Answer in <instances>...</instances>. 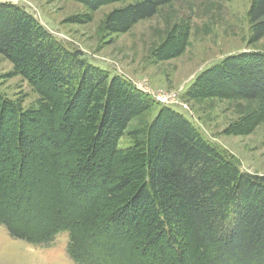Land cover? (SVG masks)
<instances>
[{"label":"rangeland","instance_id":"obj_1","mask_svg":"<svg viewBox=\"0 0 264 264\" xmlns=\"http://www.w3.org/2000/svg\"><path fill=\"white\" fill-rule=\"evenodd\" d=\"M253 1L171 0L153 16L123 25L117 13L133 0H0L32 12L66 48L81 50L89 63L122 76L153 100L117 134L105 126L98 133L96 116L100 124L111 122L104 109L108 91L100 88L85 105L80 100L72 105L74 87L64 93L53 84L46 95L38 70L19 71L0 52V91L15 102L9 105L0 95V177L20 218L12 226L27 233L44 228L54 206L63 205L59 191L71 206L87 207L95 218L87 224L85 245L101 264H168L158 248L114 235L111 216L134 205L144 176L116 148L124 151L146 140L148 124L162 104L183 113L242 170L264 176V102L244 93L246 83L264 78V35L254 39ZM232 58L238 59L234 65ZM114 91L110 107L125 99V91ZM70 204L67 214L77 215ZM133 208L127 222H144L141 208ZM188 233L177 232L184 240ZM68 242L67 230L38 245L12 236L0 224V264H77L67 252ZM183 242L180 249L192 261L196 252Z\"/></svg>","mask_w":264,"mask_h":264},{"label":"trees","instance_id":"obj_2","mask_svg":"<svg viewBox=\"0 0 264 264\" xmlns=\"http://www.w3.org/2000/svg\"><path fill=\"white\" fill-rule=\"evenodd\" d=\"M169 1L133 0L117 13L116 21L124 25L151 17ZM249 15L254 39L258 40L264 35V0H254ZM0 52L19 71L38 70L46 95H50L53 84L64 93L74 87L70 90L72 105L76 106L79 100L85 105L98 89L108 91L104 109L111 122L104 119L100 124L96 116L94 127L98 133L100 128L105 130L103 126L109 133L118 132L117 128L136 111L153 105L151 97L122 76L112 77L109 71L89 63L81 50L66 48L32 12L15 3L0 2ZM237 60L232 58V65ZM222 71L218 69L216 73ZM244 87L248 98L261 97L264 102V78H253ZM117 89L125 91V99H119L111 108L107 102L117 96ZM0 95L5 103H15L1 91ZM146 133V140H137L124 151L116 148L123 160L144 176L143 188L133 198L134 205L111 213L116 224L114 235L131 238L139 246L158 248L168 264H264V176L242 170L223 148L206 140L183 113L171 106L159 107ZM4 181L0 177V224L6 225L12 236L45 245L67 230L69 256L77 264H101V258L85 245L89 221L95 220L87 207L71 206L68 196L58 191L63 205L54 206L44 228L34 233L19 232L12 226V221L20 218L11 209L12 199L4 191ZM67 204L79 211L78 216L67 214ZM132 206L141 208L144 222H127L131 209L134 210ZM185 229L189 233L184 240L177 232ZM181 242L196 252L192 261L186 258L185 249H180ZM83 257L91 263L80 259Z\"/></svg>","mask_w":264,"mask_h":264},{"label":"built area","instance_id":"obj_3","mask_svg":"<svg viewBox=\"0 0 264 264\" xmlns=\"http://www.w3.org/2000/svg\"><path fill=\"white\" fill-rule=\"evenodd\" d=\"M163 103H167V102L163 101Z\"/></svg>","mask_w":264,"mask_h":264}]
</instances>
